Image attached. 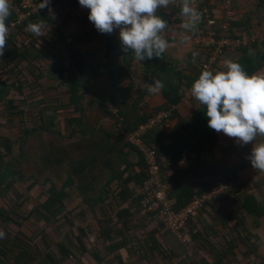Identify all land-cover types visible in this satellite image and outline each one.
<instances>
[{
  "label": "crops",
  "instance_id": "0c3cea01",
  "mask_svg": "<svg viewBox=\"0 0 264 264\" xmlns=\"http://www.w3.org/2000/svg\"><path fill=\"white\" fill-rule=\"evenodd\" d=\"M205 4L219 22L226 9L233 16L228 37L234 43L219 49L210 70L224 71V60L233 59L249 75L264 74V0H207ZM74 6L69 10L71 18L63 16L65 33L70 39L80 36L83 42L72 44L78 53H67L51 71L46 68L45 90L21 94L0 83V212L9 215L7 220L0 218L4 233L0 264H16L22 252L16 244L26 246L32 240L37 242L32 254L43 262L49 253L59 257L56 244L72 250L78 259L67 260L69 264H97L88 252L81 251V245L90 250L92 244L101 256L106 254L104 249L110 243L102 242L99 231L109 228L118 214L142 199V188L133 180L126 186L127 200L121 201L117 177L137 178L145 169L139 154L115 129L108 111V106L115 107L113 99L136 122L162 111L172 114L155 142L174 205L175 193L190 187L200 191L216 176L252 183L235 199L220 201L190 223L187 244L167 232L161 220L146 215L139 204L137 210L131 209L133 216L115 222L116 240L126 236L125 230L118 229L135 220L138 226L146 224V229L141 233L139 227L129 228L128 234L136 242L156 234L172 264H214L216 250L222 252L230 240H240L237 222L241 221L251 238L249 245L239 243L235 249L236 264H264V172L252 168L247 159L253 145L264 142V136L241 146L234 138L208 128L205 107L191 94V86L210 56L202 22L192 32L182 29L185 18L180 14V0L159 9L158 14L168 23L163 35L170 46L160 58L135 62L131 52L121 51L118 30L97 32L87 19L88 9ZM182 32L188 40L181 37ZM154 79L165 83L157 94L145 88ZM70 88L77 89L82 98L80 111L62 109L70 104ZM53 188L68 198L63 213L46 220L36 210L46 203ZM51 227L54 235L48 233ZM200 232L209 239L201 236L197 240L194 235ZM133 249L128 246L108 257L114 260L118 253L130 262Z\"/></svg>",
  "mask_w": 264,
  "mask_h": 264
},
{
  "label": "trees",
  "instance_id": "16d2710c",
  "mask_svg": "<svg viewBox=\"0 0 264 264\" xmlns=\"http://www.w3.org/2000/svg\"><path fill=\"white\" fill-rule=\"evenodd\" d=\"M66 1L67 0H55V2L50 6L51 12L48 9L39 10L32 18L25 21L23 24L17 26L16 29L11 32L10 37L7 38V47L5 48L4 55L0 57V83L4 84L5 86H11L14 91H18L21 94H24L26 90H31L33 92L39 90L41 92V90H45V88L42 86L43 76L49 70L51 71L53 64L56 63L58 60H63V58L67 57V53L70 55L78 53L74 49V46L72 44L75 42L79 46L80 43L83 42L82 38H80V36H72L71 39L68 37V35L65 33L66 23L65 19L63 18H71L73 13L69 11L71 9L70 7L74 5V7H79L80 5L78 4V0H70L67 2ZM17 18L18 16L16 12L11 10V15L6 21L7 25L10 26V24L15 22ZM40 19L43 20L47 27L44 29V35L42 37H37L34 34L28 32L26 30V26L29 23L37 22ZM47 67L51 68H48L49 70H47ZM68 92V94L70 95V104L62 106V109L70 108L73 110V108L71 107H75L77 111H80L82 107V98L78 95L79 93L77 89L70 88ZM112 102L113 104H115V107H113L118 111V117L111 111L109 106L108 111L111 112L110 114L114 120V125L115 129L117 130V133L119 124L121 123L124 124L126 128L133 129L136 128L138 124L146 122L148 119L151 118H142L140 121L136 122L135 120H132L127 117L124 112L125 110H123V108H121L116 103L117 101L115 99H113ZM42 129V127L39 128V131H41ZM162 130H157L153 133L148 134V136L146 137V141L149 144L156 146L157 143L155 142V139L159 136ZM130 148L138 154V152L133 147ZM139 156L145 168L140 177H129L125 180H122V174L117 177V187L120 189V193L117 195L121 199V201L127 200L128 190L126 186L128 183L132 182L133 180H137L138 185L142 188L144 183L148 179V167L143 157L140 154ZM216 174V171L212 172V176H216ZM209 183H205L204 187L200 191H195V189L190 187L185 188L182 193H175L174 196H178V199L177 204L174 205V209H184L193 201L194 197L207 193ZM67 198V195L61 194L57 191V189L53 188L50 191L49 198L46 203L40 204L36 211L37 213L42 214L44 216V219L46 220L56 219L58 215L61 214V211L63 213ZM170 198H172V194ZM225 199L228 198L219 197L212 203L208 204L203 210V212L199 213L195 217V219L191 220V223L196 222L195 220L199 219L203 215V213L208 212L209 208L214 207L216 204H219L220 201H223ZM140 202L141 201L137 199L133 205H129L130 209H126L120 214H118L117 219L112 222L109 228L99 231L100 238L101 240H103L102 242L108 241L110 243V245H107V247H105L104 249L106 252L104 256H101L100 250L98 252L95 251L92 244H90V250L86 249L85 247H83V245H81V251L88 252L97 264H172L171 255L168 253L167 250H165L162 245V242L157 239L156 234L149 235V240L146 239L145 242L141 240L136 242L134 240L135 237L128 234V230L136 227H139L141 233H144L146 229V224H144V226H138L137 223H134L135 220H128L130 224L126 223L128 224L127 226L118 229L119 231L125 230L124 232H126V236L123 237V240H116V238L118 239V237L116 234H114V226L116 225L115 222L117 220H120L121 218H130L131 216H133L135 213L133 210L136 209L135 207L138 206ZM131 209L133 210L131 211ZM0 218L1 220H7L9 218V215L6 211H1ZM237 223V229L239 230V228L241 227V231H239L238 233L240 236V240L238 242L230 240L228 243L229 245L222 252L216 250V261L214 264H236L234 253L239 243L243 246L249 245L248 241L251 238V235L249 234L250 232H248V230L241 223V221L240 223ZM162 225L163 228H165L163 222ZM85 234L86 232L83 231V235ZM195 236L197 240H199L201 236L202 238L204 237L206 240L209 239L207 233L201 235L200 232L194 235V237ZM93 242H95V240ZM25 244L26 243H24L23 246H21L20 244H16L17 247L22 248V252L18 254L17 258L15 259L16 264H69L67 261L69 259H74L75 261L78 260L76 259V257H74L73 252H71L72 250L62 244H56L59 257H56L52 253H49L47 259H44L45 262H43L42 259L36 258V256L32 254V250H34L33 248L36 247L37 242H35V240L29 241L30 246L26 245L28 246L27 248ZM101 245L103 244L101 243ZM128 246L129 248L130 246L131 248H134L131 251V259L133 262H129V260L123 259V257L120 256V254L118 253L114 254V260H110V258L108 257L112 253L122 248H127ZM240 250L243 255L246 254L243 253L244 251L242 250V248H240ZM3 254L6 253L3 252ZM244 258L246 259V255L244 256ZM196 264L201 263L196 262Z\"/></svg>",
  "mask_w": 264,
  "mask_h": 264
},
{
  "label": "clouds",
  "instance_id": "9594fccd",
  "mask_svg": "<svg viewBox=\"0 0 264 264\" xmlns=\"http://www.w3.org/2000/svg\"><path fill=\"white\" fill-rule=\"evenodd\" d=\"M174 3L175 0H78L81 7L88 9L87 19L97 32L111 34L118 30L121 51L131 52L135 62L160 58L168 50L170 45L163 35L168 23L158 10ZM50 4L51 0H41L37 10L51 12ZM11 8V0H0V57L7 47L9 28L6 21ZM179 9L185 18L181 28L192 32L202 19L195 0H180ZM46 27L40 19L29 23L26 30L42 37ZM180 35L184 40L189 39L184 32ZM223 63L225 70L216 72L205 65L191 86V94L205 107L208 128L234 138L241 146L253 144L258 135L264 136V74L249 75L233 59H225ZM164 87L160 79L145 84L151 94L161 92ZM247 159L252 168L264 172V142L254 144ZM3 237L0 231V239Z\"/></svg>",
  "mask_w": 264,
  "mask_h": 264
},
{
  "label": "built area",
  "instance_id": "2783aa9c",
  "mask_svg": "<svg viewBox=\"0 0 264 264\" xmlns=\"http://www.w3.org/2000/svg\"><path fill=\"white\" fill-rule=\"evenodd\" d=\"M40 2L41 0H11V10L16 12L18 18L8 26V38L17 26L32 18L39 11L37 7ZM54 2L55 0H51L50 6ZM205 2L207 3V0H195L197 10L202 14L201 26L208 42L206 48L210 50L208 62L202 66L201 71L204 70L205 65L211 69L217 61L219 49L234 43L228 37L233 22L232 13L226 9L221 22H219ZM110 109L118 117V111L113 106H110ZM171 119L170 112L162 111L133 129H128L121 123L118 133L125 139L128 146L133 147L143 157L148 167V179L142 187L140 208L146 215L161 220L168 232L175 234L182 243L187 244L191 239L186 232L191 220L203 212L208 204L219 197L235 199V194L239 190L251 186L252 183L215 177L209 183L207 193L194 197L193 201L184 209L175 210L174 203L170 198L171 188L164 179L163 165L159 160L157 148L146 141L148 134L162 130Z\"/></svg>",
  "mask_w": 264,
  "mask_h": 264
},
{
  "label": "rangeland",
  "instance_id": "374dc122",
  "mask_svg": "<svg viewBox=\"0 0 264 264\" xmlns=\"http://www.w3.org/2000/svg\"><path fill=\"white\" fill-rule=\"evenodd\" d=\"M36 228H37V227H36ZM51 228H52V227H51ZM38 229H39L38 231H40L41 228H39V226H38ZM45 229H46V228H45ZM47 230L49 231V232H48L49 234H51V235H54V234H55V230H54L53 228H52V229H47ZM45 232H46V230H45Z\"/></svg>",
  "mask_w": 264,
  "mask_h": 264
}]
</instances>
